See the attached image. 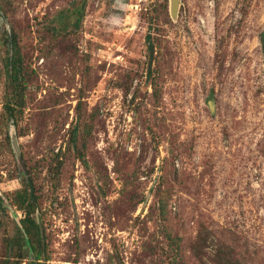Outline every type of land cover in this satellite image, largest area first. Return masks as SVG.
Here are the masks:
<instances>
[{
    "label": "rangeland",
    "instance_id": "1",
    "mask_svg": "<svg viewBox=\"0 0 264 264\" xmlns=\"http://www.w3.org/2000/svg\"><path fill=\"white\" fill-rule=\"evenodd\" d=\"M0 21L31 75L19 159L11 121L0 134V190L40 175L50 264H198L200 224L264 264V0H180L176 18L169 0H11ZM3 95L1 81L0 111ZM79 101L92 130L78 151ZM6 211L0 259L17 224Z\"/></svg>",
    "mask_w": 264,
    "mask_h": 264
},
{
    "label": "trees",
    "instance_id": "2",
    "mask_svg": "<svg viewBox=\"0 0 264 264\" xmlns=\"http://www.w3.org/2000/svg\"><path fill=\"white\" fill-rule=\"evenodd\" d=\"M11 7V0H0V18L8 19ZM166 7V6H165ZM72 14L73 23L79 26L82 20L84 5L76 3L69 9ZM148 50L151 56L155 53V42L150 33L147 35ZM0 82H3L2 109L0 111V134L3 133L6 140L8 135L6 127L13 120L19 131L18 136H22L21 122L27 108L28 89L30 73L27 70L22 54L19 35L15 28L0 21ZM152 65V60L150 62ZM152 77V70L149 72ZM81 103L75 108V122L69 131L71 145L69 148L78 149V144L85 149L86 142L91 135L92 124L85 119L81 111ZM51 162L46 166V176L51 178V182H56L60 174V153L53 151ZM30 176H25L22 186L11 194H7L10 202L17 211L23 213L20 219L22 228L16 224L15 234L4 237L5 255L0 259V264H22L27 260L28 264H50V237L44 227L41 233L37 222V212L44 216L40 205L41 184L38 183L39 174L30 172ZM157 209L161 217L166 218L168 211L167 191H161V198L158 201ZM0 198V214L6 213ZM26 236L28 239H26ZM169 240L172 241L173 249L178 248L177 239L168 232ZM28 240V241H27ZM32 251L34 259H30ZM190 252L198 264H256L253 259L240 249L228 244L220 238L209 226L200 224L196 235L190 245ZM180 264V263H177Z\"/></svg>",
    "mask_w": 264,
    "mask_h": 264
},
{
    "label": "water",
    "instance_id": "3",
    "mask_svg": "<svg viewBox=\"0 0 264 264\" xmlns=\"http://www.w3.org/2000/svg\"><path fill=\"white\" fill-rule=\"evenodd\" d=\"M179 2H180V0H169L170 14L173 18H176V16H177V12H178V8H179ZM212 98H213V96L211 95V98L209 99L208 103H209L211 111L213 112L214 106H213V101H212L213 99ZM10 137H11V141L13 143V148H14V151L16 153V156L19 159L20 150H19L18 143H17L16 125L14 124L13 120H11V124H10ZM0 198L2 200L3 207L10 211V213L12 214L13 218H15L19 227L22 228V224H21L20 220L18 219L17 212L13 208L9 198L1 190H0ZM37 222H38V225L40 227L41 233H43V225H42V219H41L40 214L37 215ZM26 239H28L27 236H26ZM30 259H34L32 251L30 252Z\"/></svg>",
    "mask_w": 264,
    "mask_h": 264
}]
</instances>
